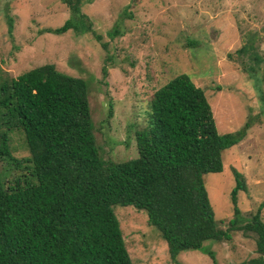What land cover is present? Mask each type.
I'll return each instance as SVG.
<instances>
[{"label":"trees","instance_id":"1","mask_svg":"<svg viewBox=\"0 0 264 264\" xmlns=\"http://www.w3.org/2000/svg\"><path fill=\"white\" fill-rule=\"evenodd\" d=\"M61 1L70 16L44 31H90L84 0ZM11 23L7 15L8 34ZM148 107L146 124L134 129L136 156L114 162L96 145L81 77L44 63L0 79V264H133L115 204L143 209L171 260L240 231L253 236L257 255L229 264H264L261 206L245 216L237 206V193L246 188L241 173L233 171L232 217L224 228L202 178L221 171L222 152L243 138L247 123L218 132L204 91L186 73L157 88ZM12 130L21 133L27 158L11 153ZM23 161L26 173L7 178Z\"/></svg>","mask_w":264,"mask_h":264},{"label":"rangeland","instance_id":"2","mask_svg":"<svg viewBox=\"0 0 264 264\" xmlns=\"http://www.w3.org/2000/svg\"><path fill=\"white\" fill-rule=\"evenodd\" d=\"M80 8L91 30L55 34L44 29L70 16L61 0H0V79L44 63L81 77L99 152L118 162L136 156L134 129L146 124L153 92L186 73L204 91L218 132L247 123L222 152L221 171L202 175L216 221L224 228L232 217L235 170L246 187L237 206L243 216L261 206L264 222V0H84ZM8 137L11 153L27 158L21 133ZM20 163L4 166L7 178L26 173ZM112 208L133 264H229L257 255L253 236L231 231L228 241L207 239L171 260L143 209Z\"/></svg>","mask_w":264,"mask_h":264}]
</instances>
